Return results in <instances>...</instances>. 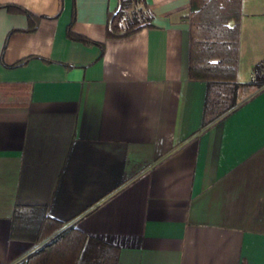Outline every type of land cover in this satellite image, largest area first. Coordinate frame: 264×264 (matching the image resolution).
I'll use <instances>...</instances> for the list:
<instances>
[{
    "label": "crops",
    "instance_id": "obj_1",
    "mask_svg": "<svg viewBox=\"0 0 264 264\" xmlns=\"http://www.w3.org/2000/svg\"><path fill=\"white\" fill-rule=\"evenodd\" d=\"M5 1L39 17L26 30L0 4V264L35 247L9 234L33 203L114 245L115 264H264V80L208 119L188 0L131 1L150 23L107 36L117 0ZM72 9L96 42L65 34ZM256 62L264 0H241L235 81Z\"/></svg>",
    "mask_w": 264,
    "mask_h": 264
},
{
    "label": "trees",
    "instance_id": "obj_2",
    "mask_svg": "<svg viewBox=\"0 0 264 264\" xmlns=\"http://www.w3.org/2000/svg\"><path fill=\"white\" fill-rule=\"evenodd\" d=\"M134 0H117L107 11L105 35H121L149 22V12L131 11L125 7ZM241 0H188L187 75L207 82L204 112L208 119L216 117L234 103V88L239 85H259L264 71L261 62L253 65V75L245 82L235 81L238 23ZM7 9L23 12L28 20L23 29L32 30L38 15L10 1L1 2ZM73 9L65 25V34L85 43L96 42L71 29ZM101 44V43H99ZM22 61V60H19ZM18 62V61H17ZM226 86L230 92L225 93ZM220 87L223 92H220ZM9 234L29 239L35 247L11 264H115L114 245L84 233L72 222L51 216L45 204H17L10 216Z\"/></svg>",
    "mask_w": 264,
    "mask_h": 264
},
{
    "label": "rangeland",
    "instance_id": "obj_3",
    "mask_svg": "<svg viewBox=\"0 0 264 264\" xmlns=\"http://www.w3.org/2000/svg\"><path fill=\"white\" fill-rule=\"evenodd\" d=\"M131 11H135V12H137L138 11V9L136 8V5H134V4H129L128 6H126L125 7V10H124V15H127V14H129Z\"/></svg>",
    "mask_w": 264,
    "mask_h": 264
}]
</instances>
